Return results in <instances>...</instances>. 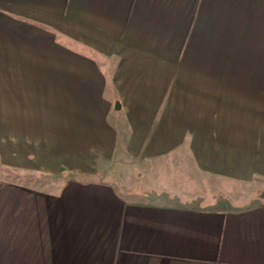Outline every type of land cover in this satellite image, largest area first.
Returning a JSON list of instances; mask_svg holds the SVG:
<instances>
[{"label": "crops", "instance_id": "obj_1", "mask_svg": "<svg viewBox=\"0 0 264 264\" xmlns=\"http://www.w3.org/2000/svg\"><path fill=\"white\" fill-rule=\"evenodd\" d=\"M0 264H264V0H0Z\"/></svg>", "mask_w": 264, "mask_h": 264}, {"label": "rangeland", "instance_id": "obj_2", "mask_svg": "<svg viewBox=\"0 0 264 264\" xmlns=\"http://www.w3.org/2000/svg\"><path fill=\"white\" fill-rule=\"evenodd\" d=\"M73 176L67 170H60L58 173L32 171V170H9L0 162V182L6 180H14L16 184H35L39 186L56 187L61 181L69 179ZM244 193L245 198L250 201H264V186L261 182L246 184L240 189Z\"/></svg>", "mask_w": 264, "mask_h": 264}]
</instances>
